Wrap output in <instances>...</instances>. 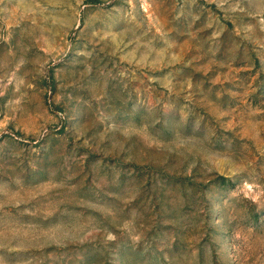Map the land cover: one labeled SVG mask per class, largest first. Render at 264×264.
Wrapping results in <instances>:
<instances>
[{"label": "rangeland", "instance_id": "rangeland-1", "mask_svg": "<svg viewBox=\"0 0 264 264\" xmlns=\"http://www.w3.org/2000/svg\"><path fill=\"white\" fill-rule=\"evenodd\" d=\"M0 264H264V0H0Z\"/></svg>", "mask_w": 264, "mask_h": 264}]
</instances>
